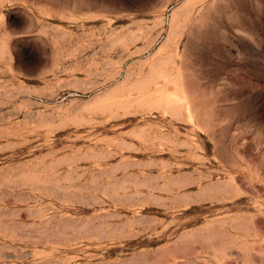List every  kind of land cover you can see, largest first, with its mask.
Here are the masks:
<instances>
[{"label": "rangeland", "instance_id": "obj_1", "mask_svg": "<svg viewBox=\"0 0 264 264\" xmlns=\"http://www.w3.org/2000/svg\"><path fill=\"white\" fill-rule=\"evenodd\" d=\"M0 264H264V0H0Z\"/></svg>", "mask_w": 264, "mask_h": 264}]
</instances>
